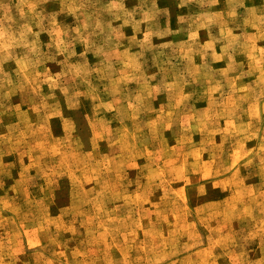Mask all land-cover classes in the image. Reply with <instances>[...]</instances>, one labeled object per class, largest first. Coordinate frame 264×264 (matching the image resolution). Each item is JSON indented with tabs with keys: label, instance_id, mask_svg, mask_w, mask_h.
Returning a JSON list of instances; mask_svg holds the SVG:
<instances>
[{
	"label": "rangeland",
	"instance_id": "rangeland-1",
	"mask_svg": "<svg viewBox=\"0 0 264 264\" xmlns=\"http://www.w3.org/2000/svg\"><path fill=\"white\" fill-rule=\"evenodd\" d=\"M0 264H264V0H0Z\"/></svg>",
	"mask_w": 264,
	"mask_h": 264
}]
</instances>
